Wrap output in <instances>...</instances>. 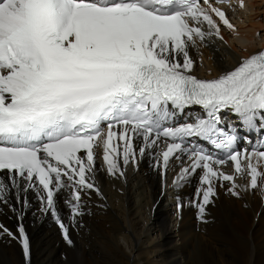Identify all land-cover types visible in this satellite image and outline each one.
I'll list each match as a JSON object with an SVG mask.
<instances>
[{
  "label": "snow or ice",
  "instance_id": "6c2138e0",
  "mask_svg": "<svg viewBox=\"0 0 264 264\" xmlns=\"http://www.w3.org/2000/svg\"><path fill=\"white\" fill-rule=\"evenodd\" d=\"M212 14L234 29L210 0H0V204L16 211L15 199L26 209L34 191L71 243L56 196L67 189L66 206L73 219L80 215L81 192L100 194L89 175L94 149L102 145L107 172L123 176L119 161L136 163L137 140L140 156L151 151L157 167L188 157L174 184L199 172L198 219L216 182H232L229 191L239 195L234 175L217 166L231 161L250 188L264 191V140L235 147L248 139L240 131H264V50L198 78L189 47L206 36L223 39ZM193 106L200 111L182 122ZM225 111L234 122L225 124ZM18 232L0 225L27 259L22 225Z\"/></svg>",
  "mask_w": 264,
  "mask_h": 264
},
{
  "label": "bare ground",
  "instance_id": "6f19581e",
  "mask_svg": "<svg viewBox=\"0 0 264 264\" xmlns=\"http://www.w3.org/2000/svg\"><path fill=\"white\" fill-rule=\"evenodd\" d=\"M251 1L257 3L249 1L245 23L236 14L235 21H240L238 25L242 22L237 32L225 34L223 23L212 14L223 39L206 36L202 43L197 39L196 46L189 47L194 75L215 77L264 46V32L261 39L253 38ZM260 1L264 6V0ZM234 3L240 5L241 0H230V5ZM219 8L225 12L226 7ZM203 27L207 31V25ZM134 143L137 161L126 166L119 161L123 176L107 172L103 152L95 156L94 171L89 175L100 194L81 192L84 214L73 219L66 208L65 201L71 198L67 189L56 196L57 215L68 227L71 243L65 240L57 219L41 211V202L29 191V207L23 209L21 223L30 255L25 258L18 238L0 234V264H264V191L248 186L247 173L236 174L229 163L217 166L234 175L239 195L229 191L232 182H216V194L198 219L199 172L174 184L189 161L180 165L170 159L166 169L162 161L157 167L151 151L140 156L142 141ZM258 170L264 172V162ZM11 202L16 211L0 204V219L19 237L14 215L21 205L18 208L15 199Z\"/></svg>",
  "mask_w": 264,
  "mask_h": 264
},
{
  "label": "rangeland",
  "instance_id": "374dc122",
  "mask_svg": "<svg viewBox=\"0 0 264 264\" xmlns=\"http://www.w3.org/2000/svg\"><path fill=\"white\" fill-rule=\"evenodd\" d=\"M250 1V0H249ZM257 1V3H254V4H258L257 6H258V8L256 9V11L257 12H259V16L256 18V20H258L259 19V22H258V24L257 23H254V20H253V16L251 15V18H252V20H253V26H254V28H255V30H253V38L255 39V33H256V29L257 28H259L260 30H258V33L260 34L261 33V30H262V33L264 32V6H263V4H262V2L260 1V0H256ZM259 2V3H258ZM259 4H261V5H259ZM247 9H248V7H247ZM247 9L244 11L245 13H247L246 15H244V18L250 13V11L248 10L247 11ZM227 10V9H226ZM254 10V9H253ZM236 17H237V15H236ZM244 18L241 20V21H244ZM228 19H229V21L230 22H232L233 24H235V22H233V20L230 18V17H228ZM235 20H237V18H235ZM246 20V19H245ZM240 21H238V23H239ZM246 22V21H245ZM240 26V25H239ZM239 26H237V27H239ZM221 27L222 28H224V29H226V31H228V34L230 33L229 31H233L232 29H229L227 26L225 27V25H221ZM235 29V28H234ZM225 32V31H224ZM262 33H261V35H262ZM225 34H226V32H225ZM261 35H260V37H259V39H261ZM255 41H256V39H255ZM259 42V41H258ZM263 43H264V40L262 41ZM200 67H201V64L200 63H198L197 64V68L198 69H200Z\"/></svg>",
  "mask_w": 264,
  "mask_h": 264
}]
</instances>
